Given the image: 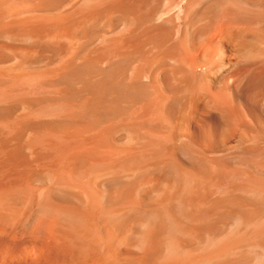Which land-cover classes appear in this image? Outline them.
<instances>
[{
  "label": "bare ground",
  "instance_id": "bare-ground-1",
  "mask_svg": "<svg viewBox=\"0 0 264 264\" xmlns=\"http://www.w3.org/2000/svg\"><path fill=\"white\" fill-rule=\"evenodd\" d=\"M0 131L4 264H264V0H0Z\"/></svg>",
  "mask_w": 264,
  "mask_h": 264
},
{
  "label": "rangeland",
  "instance_id": "rangeland-1",
  "mask_svg": "<svg viewBox=\"0 0 264 264\" xmlns=\"http://www.w3.org/2000/svg\"><path fill=\"white\" fill-rule=\"evenodd\" d=\"M5 136V137H4ZM0 138L2 139H0V169H2L3 167H5V166H8L9 165V162H10V160H8L6 157H5V154H4V152H5V150L8 148V147H10L11 146V144H12V141H8V139L6 138V135L4 134V133H2L1 131H0ZM3 141V142H2ZM2 148V149H1ZM4 156V157H3ZM2 158H4V159H2ZM3 160H5V161H3ZM8 164V165H7ZM3 208H1L0 210H2ZM2 211L3 212H5V213H3L2 214ZM1 211V213H0V219H1V217L3 218L2 220H0V223H2L3 225H0V226H3L4 228H6L5 229V233L6 234H3L4 235V237H3V235L1 236V234H0V239L2 238V239H4V240H6V242H8L10 239H11V237H10V235L12 236V234L13 233H11V232H13V229H12V226H10L9 224L11 223V224H13V222H12V216H11V213H10V211H9V208H4L3 210ZM6 211L8 212V214L6 213ZM5 214V215H4ZM7 214V215H6ZM5 216V217H4ZM11 218V219H10ZM7 221V222H6ZM8 222H9V224H8ZM8 226H7V225ZM11 227V228H10ZM1 229H2V227L0 228V231H1ZM8 229L10 230L11 229V231H8ZM7 231H8V233H7ZM4 232V230L2 229V231L0 232V233H3ZM23 232V231H22ZM8 234H10L9 236H8ZM7 237V238H6ZM9 239V240H8ZM8 240V241H7ZM1 256V255H0ZM2 257H4V255H2ZM5 259V258H4ZM4 259L2 258H0V262L2 261L3 263L2 264H4L5 262H4ZM1 264V263H0Z\"/></svg>",
  "mask_w": 264,
  "mask_h": 264
}]
</instances>
